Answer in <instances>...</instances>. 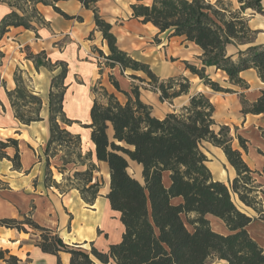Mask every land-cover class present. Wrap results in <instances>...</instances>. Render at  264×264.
<instances>
[{"label":"trees","instance_id":"1","mask_svg":"<svg viewBox=\"0 0 264 264\" xmlns=\"http://www.w3.org/2000/svg\"><path fill=\"white\" fill-rule=\"evenodd\" d=\"M48 1L25 0L32 4L34 18L38 19L40 27L45 22L36 9L38 4L51 6L54 12L66 20H81L80 17L67 15L56 6L59 1L68 0ZM76 1L94 14V24L106 42L108 54L104 55L98 49L95 51L105 60L106 67H119L121 74L127 70L144 73L147 81L136 75L130 77L146 83L148 90L159 94L160 102L171 103L189 94L191 84L186 77L179 75L161 79L149 64L132 58L118 48L111 25L98 15L95 7L98 0ZM236 1V10H232L222 0H216L214 4L206 0H151L149 4L137 0L130 8L132 18L140 23L151 24L160 34L183 37L185 41L198 46L202 51L199 57L202 67L197 68L186 62V70L212 91L231 93L230 89L222 88L218 82L212 81L205 74V68L212 67L224 72L229 83L243 89L248 87L240 76L245 70L254 69L264 82V45H250L240 50L236 59L226 54L229 44L253 43L256 31L249 27L244 16L247 10L264 17L263 0ZM0 3L7 4L11 9L0 20V40L9 27H23L38 34L18 1L0 0ZM28 54L27 59L35 69L46 66L43 57L51 64L44 51L36 55ZM58 67H61V71L53 77L48 97L49 140L45 148V183L60 187L52 182L49 157L54 156L49 152L52 145L64 147L68 152L61 157L62 165L57 169L62 173L67 165H86L85 170L73 172V180L77 183L71 187L77 189L82 200L91 205L100 188L98 181L92 182L93 172L97 168L92 163L90 152L82 155L80 136L71 134L65 128L73 123L63 113L68 70L65 63L57 62L52 65L51 71ZM16 75L15 72V89L7 92L14 117L23 125L41 121V99L32 95ZM108 80L115 91L125 98V102L122 104L114 94L100 87L102 101L97 97L98 89L94 87L96 97L89 111L90 123L85 128L90 129L95 160L106 163L109 169L106 199L111 210L119 213L124 228L120 242L110 245L107 253H101L93 247L86 252L64 244L57 234L39 226L30 217L25 216L22 220L3 219L0 220V227L24 233L28 229L38 232L36 246L43 253L57 257L59 252L70 254L69 264H94L91 256L102 264H108L110 260L115 264H211L214 260L225 264H264V248L247 231L254 218L240 210L232 199V194L236 195L239 202L264 221V206L258 197L264 188L256 183L253 177L255 172L244 162L241 152L232 147L230 128L219 126L216 130L213 118L215 108L210 100L204 94L196 93L178 112L168 113L163 119H158L152 115V107L141 101L138 85L132 84L130 91H125L112 74ZM61 87L63 89L59 90ZM25 98L37 105L36 117H26L15 109L18 103H26L22 107L35 105L25 102ZM241 105L243 114H264V90L251 104L241 97ZM58 114L63 117L59 118ZM236 138L239 146L246 150V141L239 135ZM202 142L220 148L235 170L236 177L229 186L213 179L206 165L207 157L200 148ZM7 147L15 148L16 152L13 158L6 159L19 169L17 141H0V149ZM72 148L78 151L73 157ZM2 157L5 158L4 155ZM130 161L141 166L142 179L137 180L129 174ZM165 173L168 174V185L164 182ZM208 216L220 220L229 233L213 231ZM187 224L192 226V230L188 229ZM6 254L8 251L0 250V260L7 264L18 263L19 260L12 255L5 258ZM58 264H61L59 257Z\"/></svg>","mask_w":264,"mask_h":264},{"label":"crops","instance_id":"2","mask_svg":"<svg viewBox=\"0 0 264 264\" xmlns=\"http://www.w3.org/2000/svg\"><path fill=\"white\" fill-rule=\"evenodd\" d=\"M132 4L134 3L130 0H98L95 4L98 15L111 25V32L116 38L118 48L134 58V52L143 44L134 39L138 37L136 32L142 30L138 26L147 28L150 26L152 35L158 38L166 36V41H168L167 51L171 50L173 54H178L176 57L177 65L171 67L173 69L171 72L166 73L167 78L182 75L188 80L190 76L200 80L186 70L185 63L201 68L202 64L199 59L202 54L201 49L194 43L185 41L183 37H169L167 33L160 34L151 24H142L132 18L130 8ZM56 6L67 15L80 17L81 20H66L54 12L51 6L39 4L36 8L45 22V25L41 27L44 33L46 32L43 39H36L33 31L25 30L23 27H9L0 40V53L3 54V57L0 58V131L5 132L0 133V141L16 140L20 158V168L16 169L11 161L2 157L4 155L12 158L16 152L15 148L0 149V220H22L25 216L30 217L39 226L57 234L63 243L68 246H75L86 252H89L93 247L101 253H107L110 245L120 242L124 228L120 222L119 213L111 210L106 199L109 192V169L106 163L95 160L94 145L90 141V129L85 128L86 133L82 132V128H80L81 132L77 130L72 132L70 128L73 129L74 122L68 126L72 134L80 135L82 155L87 152L92 155V163L97 168L93 172L92 182H97V180L100 182L101 176L98 174L100 171L105 173L106 188L104 192L100 190L101 187L99 188L97 198L91 205L82 200L77 189L69 187L62 192L59 190L60 187L56 188L50 183H45L47 172L45 148L49 140L47 114H44L41 110L39 113L41 121L23 125L14 118L7 97V92L14 90L16 87L14 73L18 66L24 64L27 67L28 64L35 74L37 73L30 60H23L24 52L19 49L23 45L25 50L32 52L33 55L44 51L51 62L52 57H55V61H63L67 64L66 80H68V84L66 96L69 92L81 93L77 98H73L72 101L76 103L84 100L87 103L91 102L94 99L91 88L95 84L105 88L108 93H112L117 97L116 94L119 93L115 91L108 80L110 74L117 79L123 90L129 91L131 89L132 84L130 82L132 79L129 76L134 75L136 72L127 70L121 74L119 67L113 69L106 67L100 60L98 52L95 51V49H98L104 55L108 54L106 42L102 39L101 32L94 24L93 12L85 9L76 0L59 1ZM10 10L7 4L0 3V20ZM250 28L257 31L254 42L249 45H227L226 54L228 56L236 59L240 50H245L250 45H264V26L259 25ZM176 42L178 46H172ZM48 46H50V50L47 49ZM26 70L30 74L27 68ZM209 71L214 73V76L221 77L223 82L218 83L222 88L230 89L232 92H214L210 88H206L207 86L203 84L202 80L200 81L205 90L198 89L196 92H192V83L190 82L189 94L173 100V102L179 101L178 105L174 104L171 106L172 109H168L167 104L165 106L164 102H159L165 107H159L158 113L160 115H154L152 110V115L158 119H163L166 114L174 111L178 112L183 106H186L190 96L196 93L204 94L215 108L213 118L216 128L218 129L219 126L230 128V134L233 138L232 147L241 152L244 162L251 171L255 172L253 177L256 183L264 188V136L262 135V132H264V114H243L241 105V97L250 104L255 102L261 95V91L264 90V82L260 80L254 69H248L240 73L241 78L248 86L243 89L229 83L224 72L212 67L205 68L206 75ZM74 76L82 81L80 85L72 83V77ZM207 76L211 78L209 75ZM190 80L195 81L196 79L191 78ZM122 83H125V85L123 86ZM74 85H77L80 89L76 91ZM153 94L159 100V94L154 92ZM142 98L143 96L140 95L143 103L151 107L154 106L152 102L146 103ZM91 106L92 102L88 106L89 111ZM238 135L246 141V150L239 146L236 138ZM213 148L217 151L219 161H221L219 165L222 164V166L219 167V165L208 160L206 165L214 176V180L228 185L227 182L231 183L236 177V172L227 162L222 150L214 146ZM56 157H49V169L52 172V182L54 183L63 184L66 173L86 169V165L70 164L66 166V169L63 170L64 174H62L57 169L62 165L60 157H58L59 159ZM210 165L212 166L210 167ZM129 167L134 170L132 177L137 180L142 179L140 165L130 161ZM164 182L166 185L169 184L167 173L164 175ZM246 213L248 214V212ZM250 216L253 217L254 215ZM209 218L219 222L221 229H226L224 224L217 218L208 216L207 219L210 220ZM254 222L255 220L250 223L247 231L255 234L257 240H254L264 248V221L258 219V227L253 225ZM215 232L220 234L229 233L227 229L225 233ZM38 241V232L28 229V232L24 233L15 229L0 227V250L8 251L5 258L12 255L19 260L17 264H58L59 257L61 264H69L70 254L59 252L57 257L43 253L36 246ZM91 259L94 264H102L92 256ZM0 264L7 263L0 260ZM108 264H115V262L110 260Z\"/></svg>","mask_w":264,"mask_h":264},{"label":"rangeland","instance_id":"3","mask_svg":"<svg viewBox=\"0 0 264 264\" xmlns=\"http://www.w3.org/2000/svg\"><path fill=\"white\" fill-rule=\"evenodd\" d=\"M12 1H14V0H12ZM15 1H18L20 7L25 10L26 17L30 19L31 25L33 27H35V29L37 30L38 34H35L33 32L34 35H35V38L36 39L37 38L38 39H43V37H45V33L46 32L44 33V31L42 30V28L38 24V19L34 18L35 14H34V10H32V7H33L32 4L25 2V0H15ZM46 1H48V0H46ZM130 1L133 2V3L137 2V0H130ZM206 1L210 2L211 4H214L216 2V0H206ZM222 1H224L226 3V5L229 6L232 10L238 9V3H237L236 0H222ZM142 2L145 3V4H149L150 0H142ZM262 3H263V6H264V0H263ZM244 16L248 20L249 27L255 28V27L259 26V25H261V26L263 25L264 26V17L262 15H260L258 13H254L251 10H247L244 13ZM121 19H123V18H121ZM138 25H139V23H138ZM138 27H140V29H142V30L136 32L139 38L135 37L134 39H135V41L141 42L143 44L134 52L133 57L135 59H138L140 61H143V62L149 64L151 70L158 77H160L161 79H166L167 78L166 73L167 72H171L173 70L171 67H175L177 65V62H176L177 58L176 57H177L178 54H173V52L171 50L167 51L166 47L168 45V43H167L168 41H166L167 38H166L165 35L161 36V38L160 37L158 38L157 36L151 34L150 26H148L149 28L142 27L140 25ZM254 31H256V30H254ZM256 35H257V31H256ZM256 35L254 36V40L256 38ZM254 40H253V42H254ZM174 45L178 46V43L176 42V44H172V46H174ZM17 48H19V47H17ZM19 49L24 52L23 60L27 59V55H29L28 53H32V52L26 51L24 45L21 46ZM47 49L50 50V46H48ZM45 55H46V52H45ZM46 57H47V55H46ZM98 57H99V55H98ZM99 58L102 61V63H104V65H105V62H104L103 58L102 57H99ZM43 62L46 64V66H41L38 69H35L36 72H37L36 74H35L33 69L28 64H27V67L24 66V64L22 66H18L17 65L18 67L16 69V73H17L16 76H17L18 79L21 80V82L24 84L26 89L32 93V95L38 96L41 99V106H40L41 110H42V112L44 114H47V119H48L49 118L48 97H49V91H50L49 86H51L53 77H55L61 71V67H58L57 69H54V71H51V70H53L52 69V65L56 64L57 62H61L62 63L63 61H55V57H52V62H51L52 65H51V64H49L46 61V58L43 57ZM63 63H65V62H63ZM26 68L30 71V74L28 73ZM213 74L214 73H212L210 71L207 74V75H209L211 77L210 79L212 81H216V82H219V83L223 82L221 80L220 76H214ZM125 75H127V74H125ZM134 75H136V76H138L140 78H143L144 80L147 81V77L142 72H136V73H134ZM175 76H179V75H175ZM175 76H173V77H175ZM72 78H73V81H72L73 84L74 83L77 84V85L81 84L82 81L78 80L75 76L72 77ZM189 78L190 79L191 78L196 79L195 81L189 79L190 82L192 83V86H191V88L193 90L192 92H196L198 89L205 90V87H204V85L202 84V82L200 80H198L195 77H191V76ZM130 83L138 85L141 88V89L139 88V91H140V95L143 96L142 100L144 102H146V103L152 102L153 103L154 106L152 107V110H153V114L154 115H160V113H158L159 107L160 108H164L166 106V104H167L166 107L168 109H172L171 106H173L174 104L178 105V103H179V101H175V102L172 101L171 103L164 102L165 106L163 104L161 105L160 104L161 102L158 100V98H155L153 92L148 91V85L146 83H144V82L142 83V82H140L138 80H133V79L131 80ZM67 84H68V80L65 81L66 89H67ZM77 85H74V86H76L75 87L76 91L78 89H80V87H78ZM122 85L124 86L125 83H122ZM94 87L96 89H98L97 97L100 100L103 101V99H102V97L100 95V92H101L100 91V86H98V84H95ZM94 87H92L91 90H93ZM206 88L209 89V87H206ZM62 89H63V87H61L59 90H62ZM66 91L67 90H65V97L66 98L64 100L65 102L63 103V113L66 115V117L69 120L72 119L71 121H73L74 124H75L73 126V129L72 128H70V129H71L72 132L74 130H77V131L81 132L80 128H82L83 129L82 132L86 133L84 131L85 125H88L90 123L88 106L91 105V102L93 101V99H92L91 102L87 103L85 100L83 101L80 98V100H82L83 102H79L78 101L76 103V102H74L72 100H73V98H77L78 95H81V93H78V92L75 93V91H74V92H69L67 94V96H66ZM92 93H93V91H92ZM116 95H117L119 101L123 104L125 102V98L121 94H116ZM95 97H96V95H93V98H95ZM24 101L27 102V103L31 102V100L29 98L28 99L25 98ZM19 102L22 103L21 101H19ZM31 103L35 104L34 102H31ZM24 105L18 103V104H16L17 108L15 107V109L19 110L20 113H23L24 115H26V117H36L37 116L36 115L37 114L36 113V107H37L36 104L33 105V106L30 105V106L22 107ZM10 107H11V105H10ZM11 110H12V113L14 115V111H13L12 107H11ZM34 111H35V114H33ZM58 117L62 118L63 116H62V114H58ZM59 125L60 126L62 125L60 120H59ZM65 128L69 131L68 126H65ZM216 130H217V128H216ZM0 133L3 134L5 132L0 131ZM200 148H201L202 152L205 154V156L207 157L208 161H212V162H214L217 165L220 164L221 161H219L218 153H217V151L213 148V146L210 143L202 142ZM72 149H74V150H71V156L73 157V156H75V153H77L78 151L75 148H72ZM59 151H61V153H59ZM66 152H68V150L66 148H64V147L58 148L56 145H52L51 148H50L49 154L51 156L53 155L54 157L57 156L56 158L60 157V159H61V157H63V155L66 154ZM6 157L7 156H5V158ZM54 157H52V158H54ZM19 162H20V158H19ZM211 166L212 165H210V167ZM221 166H222V164L219 165V167H221ZM128 172H129V174L131 176L134 175V170L132 168H130V167L128 168ZM62 174H64V172H62ZM72 175H73V172L66 173L65 178H63L65 180V182L63 184H58L57 183L60 186V189H59L60 191L64 192L66 189H68L71 186H74V184L77 183V182H75L73 180V176ZM98 175L101 176L100 182L97 180L99 182V184H100V187H101L100 190L102 192H104V190L106 188L105 173L100 171V173ZM96 177H97V175H96ZM212 177L214 179L213 175H212ZM227 184H228L227 186L230 185L229 181L227 182ZM253 195L254 194L250 195V197L253 196ZM258 197H259L260 201L262 202V204L264 206V192L259 193ZM232 199H233L234 203L236 204V206L240 210H242L244 212H248V214H250V215H254L253 217L255 218L254 219L255 222L253 223V225L255 227H258V224H259V223H257L258 222V215L252 209H250L248 207H245L241 202H239L236 195L232 194ZM209 219H210L209 220L210 228L212 230H215V231H218V232L221 231L222 233L226 232V229H224V228L221 229L219 222H217L213 218H209ZM187 227H188L189 230H192V226L187 224ZM26 228L28 229V227H26ZM249 234L251 235V237L253 239H256V237H255L256 235L255 234H253L252 232H249ZM211 264H225V262L214 260V261H212Z\"/></svg>","mask_w":264,"mask_h":264}]
</instances>
